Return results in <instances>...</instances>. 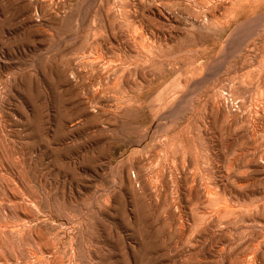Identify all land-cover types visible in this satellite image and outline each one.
<instances>
[{"label": "rangeland", "instance_id": "374dc122", "mask_svg": "<svg viewBox=\"0 0 264 264\" xmlns=\"http://www.w3.org/2000/svg\"><path fill=\"white\" fill-rule=\"evenodd\" d=\"M0 264H264V0H0Z\"/></svg>", "mask_w": 264, "mask_h": 264}]
</instances>
